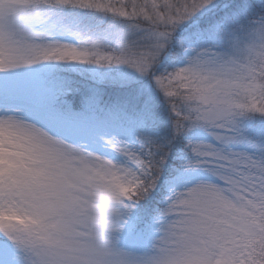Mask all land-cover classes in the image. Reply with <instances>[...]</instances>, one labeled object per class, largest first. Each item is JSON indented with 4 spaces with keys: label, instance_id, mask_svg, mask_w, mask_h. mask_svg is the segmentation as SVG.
<instances>
[{
    "label": "snow or ice",
    "instance_id": "obj_1",
    "mask_svg": "<svg viewBox=\"0 0 264 264\" xmlns=\"http://www.w3.org/2000/svg\"><path fill=\"white\" fill-rule=\"evenodd\" d=\"M0 264H264V0H0Z\"/></svg>",
    "mask_w": 264,
    "mask_h": 264
},
{
    "label": "trees",
    "instance_id": "obj_2",
    "mask_svg": "<svg viewBox=\"0 0 264 264\" xmlns=\"http://www.w3.org/2000/svg\"><path fill=\"white\" fill-rule=\"evenodd\" d=\"M111 94H112L111 92L108 93V95H111ZM162 195H163V193H161V196H162Z\"/></svg>",
    "mask_w": 264,
    "mask_h": 264
}]
</instances>
